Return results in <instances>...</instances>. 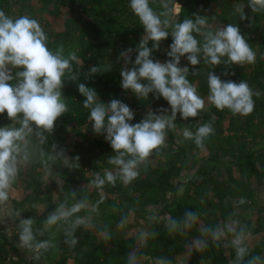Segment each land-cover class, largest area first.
<instances>
[{
    "label": "trees",
    "instance_id": "1",
    "mask_svg": "<svg viewBox=\"0 0 264 264\" xmlns=\"http://www.w3.org/2000/svg\"><path fill=\"white\" fill-rule=\"evenodd\" d=\"M160 3L161 0H153L152 6L160 11ZM175 3L182 9L176 17L180 22L199 13L207 16L212 29L237 24L256 51L257 60L251 65L213 67L203 62L192 66L182 57L181 67L199 71L189 79L205 98V109L194 118L183 119L177 114L176 128L168 130L164 145L139 165L140 174L132 183L124 184L117 179L115 185L106 182L98 189L84 182L93 181L97 174L103 177L105 170L116 173V166L108 163L116 153L103 135L94 133L78 83L93 87L104 103L119 99L128 104L135 113L131 123L139 122L149 112L159 114L161 107L169 109L170 115V105L163 97L157 100L150 94L139 98L121 87V69L125 65L118 61L119 52L139 44L144 35L143 25L133 14L129 0H0V10L9 16L37 19L49 36L51 50L63 44L65 55L75 51L79 57V63L72 62V72L67 74L62 89L68 110L58 118L51 132L43 134V143L35 132L27 138L26 162H31L37 171L27 182V190L31 192L21 207L26 204L28 207L16 221L15 233L8 235L0 227V264H129L130 256L135 257L134 264H248L254 256H260L264 262V13H253L248 0H175ZM241 4L245 6V20L234 12L235 6ZM171 43L169 35L153 53L154 60L170 59L166 53ZM109 65L110 70L85 80L84 74L90 67ZM209 71L222 80L247 81L254 91H259L260 96L253 97V112L247 116L233 115L228 109L221 111L208 103ZM226 71L227 76L223 75ZM72 76L76 79H71ZM213 117L215 133L205 140L203 149L183 136L184 129L195 133L198 126ZM6 125L19 127L5 112L0 114V126ZM53 144L58 145L57 150H66L67 164L64 156H56ZM49 166L53 167V174L47 172ZM24 173L20 165L18 177ZM46 176L62 181L53 201L42 191ZM101 197L103 203L96 212L89 207L66 222L44 229L48 214L61 203L71 207L85 200L91 205ZM37 203L43 204L42 210ZM189 211L197 215V221L185 227V213ZM249 211L254 217L247 216ZM76 216L91 219L75 230L77 243L72 246L65 243L68 239L65 231ZM26 218L34 221L37 241L51 242L47 251L38 254L18 247L19 220ZM172 220L178 222L176 230H170ZM229 223L237 230L245 227L250 233L246 241L249 253L243 261L236 260L231 245L233 233L225 227ZM218 227L225 229V236L213 240L208 229ZM118 228L125 233L116 232ZM133 229L137 233H128Z\"/></svg>",
    "mask_w": 264,
    "mask_h": 264
},
{
    "label": "clouds",
    "instance_id": "2",
    "mask_svg": "<svg viewBox=\"0 0 264 264\" xmlns=\"http://www.w3.org/2000/svg\"><path fill=\"white\" fill-rule=\"evenodd\" d=\"M153 0H129L133 14L144 27V35L135 47L122 49L118 61L122 60L125 67L121 69V87L131 90L139 98H147L150 94L159 100L164 98L170 105L169 109L161 107L156 112H149L137 123L134 120V110L119 99L108 103L99 100L93 87L78 83L79 93L85 97L83 106L89 109V120L92 121L94 133L103 135L110 143L116 155L109 158L108 163L116 166L117 172L105 170L103 177L96 175L93 183L102 189L107 182L115 185L117 179L124 184H130L139 176V165L145 162L151 153L164 145L167 131L176 128V118L197 117L206 107V100L197 87L189 79L190 75H198L188 66L181 67V58L186 57L192 66L203 62L206 66L254 64L257 53L241 33L237 24L212 29L207 16L193 13V17L182 22L176 17L182 11L175 0H161L160 11L152 6ZM248 6L253 13H264V0H248ZM244 5H237L234 12L241 20L247 19ZM169 35L172 43L168 46L165 62L154 60L153 53L158 51L161 42ZM152 46L149 47V43ZM133 53H136L133 61ZM72 62L79 63L76 52L64 54L61 44L56 50L49 47V36L40 22L27 15L11 17L0 10V114L19 124V127L0 126V204L10 198V190L18 174L20 165L29 159L28 136L35 132L41 143L44 133L51 132L59 117L68 109L62 98L67 74L72 72ZM128 65H131L129 67ZM92 66L84 74L85 80H90L95 74L110 70ZM16 70L15 73L13 70ZM234 75V73H231ZM223 75L227 76L226 71ZM71 79H76L72 76ZM207 102L218 110L228 109L233 115L247 116L255 107L253 97H259L260 92L254 91L247 81L222 80L213 71L207 73ZM215 117L197 127L195 133L184 129L183 136L193 140L197 148L203 149L205 140L214 135ZM56 156L68 158L66 150L52 145ZM44 155L43 150L40 153ZM52 157L49 156V159ZM79 159V157H76ZM75 196V193H73ZM241 200V203H244ZM103 197L95 204L89 205L85 200L78 201L67 207L61 203L48 214L44 229L56 226L61 221L91 208L96 212ZM19 212L16 216L19 217ZM184 226L197 221V215L191 211L185 213ZM91 217H80L72 221L70 229L65 231L68 239L65 243L74 246L77 240L75 230L86 225ZM238 224V222H235ZM34 221L30 218L20 219L18 247L33 250L36 253L47 251L52 245L48 240L37 241L33 231ZM178 222H170V230H176ZM233 233L231 245L235 249L237 261H243L248 255L247 239L250 233L245 227L237 230L232 223L225 226ZM213 240L225 236L224 228L208 229ZM43 235V231L40 232ZM38 258V257H37ZM135 257H129V264H134ZM248 264H264L260 256H254Z\"/></svg>",
    "mask_w": 264,
    "mask_h": 264
},
{
    "label": "rangeland",
    "instance_id": "3",
    "mask_svg": "<svg viewBox=\"0 0 264 264\" xmlns=\"http://www.w3.org/2000/svg\"><path fill=\"white\" fill-rule=\"evenodd\" d=\"M21 165L24 168V172H25L24 175L22 177L17 176L10 190L9 200L3 204H0V227H2L8 235H13L15 233V229H14L15 223L19 217L23 216L24 212L26 211V208L28 207L27 204L21 207L23 204L22 201L27 197L28 194H30L31 192L30 189L27 190V182L32 176V174L37 171L35 168L31 167V162L25 161ZM47 172L53 174L54 173L53 167L49 166ZM87 176H91L90 173H88ZM51 181H53L54 183ZM93 181H86L84 182V184L92 185L94 184ZM61 185H62V181L60 179L57 178L53 180L49 176L45 177V182L44 185L42 186V191L50 195L49 201H53L56 199L58 189ZM37 204L39 209L42 210L43 204L41 203H37ZM17 212H19L20 214L19 217L16 216ZM247 216L252 218L254 217V213L249 211L247 213ZM116 232L125 233V230L118 228ZM128 233H137V232L135 231V229H133Z\"/></svg>",
    "mask_w": 264,
    "mask_h": 264
}]
</instances>
